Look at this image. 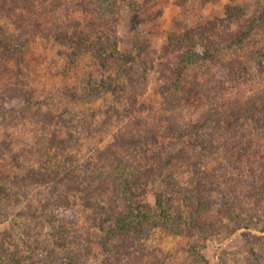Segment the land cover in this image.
<instances>
[{
	"label": "rangeland",
	"instance_id": "rangeland-1",
	"mask_svg": "<svg viewBox=\"0 0 264 264\" xmlns=\"http://www.w3.org/2000/svg\"><path fill=\"white\" fill-rule=\"evenodd\" d=\"M199 27L206 28L204 37L196 32ZM76 29L99 41L87 43L73 61L69 46L54 37ZM220 34L236 39L209 50L212 58L241 61L240 78L226 80L241 85L239 95L233 87L229 96L236 92L245 101L264 92V0H0V264H264V194L258 192L264 188V130L255 117L241 114L251 117L254 144L231 163L217 152L194 156L198 148L188 151L189 146L177 149L189 157L185 164L164 158L166 150L173 153L195 135H174L173 123L179 116L189 120L191 112L178 106L179 93L168 99L163 86L170 80L161 70L173 65L161 67L156 60L189 47L201 51L205 38ZM182 36L193 42L180 43ZM133 48L142 56L127 65ZM110 54L114 61L103 66L102 56ZM204 62L193 59L191 65L203 72ZM128 70L139 83L134 90L142 92L133 106L126 96H97L107 77L126 83ZM132 87L130 82L125 89ZM37 108L58 115L55 124L30 120ZM55 131L66 139L63 144L51 142ZM149 149L162 158L152 165L158 169L153 180L136 186L131 203L152 208L151 217L115 235L92 226L79 208L78 187L68 191L76 207L41 217L37 203L51 197V185L35 188L20 180L49 159L92 191L116 155L136 167L145 163ZM157 200L163 205L158 212ZM220 200L234 208L230 218L218 212ZM119 212L127 217L132 210ZM34 239L57 255L44 256L31 244Z\"/></svg>",
	"mask_w": 264,
	"mask_h": 264
},
{
	"label": "trees",
	"instance_id": "trees-1",
	"mask_svg": "<svg viewBox=\"0 0 264 264\" xmlns=\"http://www.w3.org/2000/svg\"><path fill=\"white\" fill-rule=\"evenodd\" d=\"M205 30V27L196 28V32L201 36H203ZM233 38V34L209 36V38H205L207 45H202L203 50L201 51L189 47V51L187 50V52L183 51L177 53L171 51L166 53L165 57L163 56L164 58H157L156 61L161 67H165V62L173 65L169 70H161V76H163L167 82L170 80L163 86L165 90L170 92L168 99H175L174 96L179 93L178 106H182L191 112V118L189 120H183L181 116H179L178 120L173 123L174 135L187 131L191 132L190 135H195L194 139L187 138L186 141H181L175 148V153L166 150L164 158H167V161L173 159L178 163H183V160H187L189 157H187V155L181 157L177 149H181L182 147L188 148L189 146L188 151L198 148L194 156H198L199 153L204 156H210L214 152H217L222 155L224 161L231 163L232 160H234L233 158L240 155L247 146L250 147L254 144L251 138L252 128L248 123L251 121V117L247 118L241 116L243 112H247L250 116L255 117V121H258L259 127L261 126L264 130V92L259 93L256 91L247 98V100L240 101L237 97L241 85H238L235 81L236 85L231 86L227 84L226 80L230 78V80L234 81L240 78L241 71L239 70V66L241 61H239L237 57H230L229 59L218 57V59H213L212 54L209 53V50H213L214 47H221L233 42L236 39ZM54 39L60 45L69 46L73 61L80 56L82 50H85L87 43L92 46L96 45L99 41V38L95 37L94 39L86 36L84 33L78 31V29L74 30L73 33L59 31V34L57 37H54ZM178 41L180 43L183 41L193 42L192 39L186 36H182ZM136 50L137 49L133 48L131 55L127 57V65L136 64L135 60L142 56L141 53H138ZM114 55L115 54L103 55L102 65L105 66L109 60H113ZM92 56L96 58L97 53H94ZM179 58L184 59L185 62L182 61L180 64L175 65L176 59ZM154 59L155 57L152 56L149 63ZM193 59H205L204 65L207 64L208 68L200 72L199 69L197 70V68H199L198 65H191ZM143 60L145 61V59ZM131 72L125 73L126 83H119L112 77H109V80L107 77V79H105L107 81L106 87L102 89L97 96H104L105 92H110L114 98L119 100H125L126 96V100L131 101V106H133L142 96V92L138 93L139 91L134 90L139 83ZM130 82L133 84V87L131 91H128L125 87ZM193 84L200 87L197 93L190 88L191 85L193 87ZM233 87L237 88L238 95L235 92L231 98L228 90L232 91ZM131 111L135 112L133 109ZM197 112L198 114H196ZM35 116V118L30 120H33L38 126H46L50 123L55 124L57 117H59L53 114L51 109L44 112L41 108H37ZM210 128H213V132L210 131ZM200 133L204 134L201 135ZM262 134L263 133L258 132V135ZM51 136V138L49 136L51 142H56L57 145H61L66 141L64 137H58L56 131L51 133ZM68 136L72 138V135L67 132L65 137L69 138ZM167 145H162L163 149H172L171 145ZM159 153L162 154L161 152ZM144 154L146 156L145 163H137L136 167L134 163H130L121 156L116 155L113 164H109L106 166L107 169L105 168L108 171L107 175L101 177L102 180L99 181L92 191L87 190L86 186H81V181H72L69 177L70 172H68L70 170L61 171L60 173L59 170L50 163L49 159H47L49 161L45 159L39 162L38 167L29 168L27 174H25L26 179L20 180L25 183L30 182L28 185H32L35 188L46 184L51 185L48 190V194L51 197L40 200L37 203V211L41 217L47 216L46 211L54 212L53 210H58V208L65 209L76 207L77 200L75 201L72 197H69L68 191L75 190L78 187V191L81 193L78 197V199H80V203H78L79 208L82 212H85V214L87 213L86 217L88 216L92 221V226L95 227L96 224L97 228L99 230L101 229L105 234L115 235L121 231L123 226L143 225L147 222L149 217H151L150 211L152 208L144 204L133 206L131 203V200L137 196L136 186L153 180L155 172L158 169L157 166L153 167L152 165L162 158V155L156 154L152 150L150 151V149L146 150ZM44 155L48 157L47 151H45ZM62 179L70 180L67 183L63 182ZM77 184L79 185L77 186ZM21 185H24V183H19L20 187ZM258 192L264 194V188L259 186ZM221 194H223V192ZM161 203L162 202L159 200L155 202L156 212L159 211L158 207H163ZM120 207L128 208L132 210V213L127 215V217H123L119 212ZM233 210L234 208H231L228 202L220 200L218 212L221 215L230 218L233 215ZM36 218L39 217L34 216V219ZM49 218L50 217H48V219ZM57 223H59V221ZM64 231L68 230L64 228ZM232 232L233 231L230 233ZM40 242V240L34 239L31 244H35V246L43 250V254L46 257L57 255V253L46 249L45 246L42 247Z\"/></svg>",
	"mask_w": 264,
	"mask_h": 264
}]
</instances>
